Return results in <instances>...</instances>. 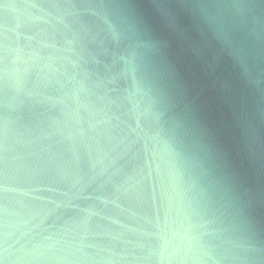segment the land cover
<instances>
[{"label":"water","instance_id":"1","mask_svg":"<svg viewBox=\"0 0 264 264\" xmlns=\"http://www.w3.org/2000/svg\"><path fill=\"white\" fill-rule=\"evenodd\" d=\"M0 264H264V0H0Z\"/></svg>","mask_w":264,"mask_h":264}]
</instances>
